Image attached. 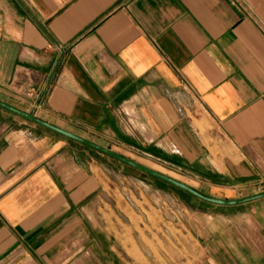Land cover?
Wrapping results in <instances>:
<instances>
[{"label": "crops", "instance_id": "obj_1", "mask_svg": "<svg viewBox=\"0 0 264 264\" xmlns=\"http://www.w3.org/2000/svg\"><path fill=\"white\" fill-rule=\"evenodd\" d=\"M0 100L208 196L264 192V0H0ZM112 159L0 107V264H148L112 233ZM208 204L191 264H264V198Z\"/></svg>", "mask_w": 264, "mask_h": 264}, {"label": "rangeland", "instance_id": "obj_2", "mask_svg": "<svg viewBox=\"0 0 264 264\" xmlns=\"http://www.w3.org/2000/svg\"><path fill=\"white\" fill-rule=\"evenodd\" d=\"M197 124L202 135L206 129H214L210 121ZM101 160L104 162V158ZM143 163L168 176L176 177L170 165L147 161ZM108 164L112 166V233L132 236L129 239L132 241L131 251L137 256L139 263L143 258V262L155 264L156 258H153V254L157 257L158 251L177 250L184 258L182 261L191 264L188 260L189 252L201 251L203 244H195L185 235L193 231L192 235L196 237L197 225H204V214L214 211L215 207L164 182L156 179L149 182L147 180H153L150 176L116 163L113 159ZM254 189H264V182L245 191ZM128 220L132 225L128 224ZM173 236L178 244L172 239ZM123 245L125 246V243Z\"/></svg>", "mask_w": 264, "mask_h": 264}, {"label": "water", "instance_id": "obj_3", "mask_svg": "<svg viewBox=\"0 0 264 264\" xmlns=\"http://www.w3.org/2000/svg\"><path fill=\"white\" fill-rule=\"evenodd\" d=\"M0 107L6 109L7 111L13 113V114H16L22 118H25L31 122H34L40 126H43L53 132H56L68 139H71V140H74L76 142H79L87 147H90L104 155H107L135 170H138L139 172L145 174V175H148L152 178H155L159 181H162L164 183H167L175 188H178L180 189L181 191L183 192H186L204 202H208V203H211V204H215V205H220V206H238V205H242V204H245V203H249V202H252V201H255L257 199H260V198H264V192H261V193H258V194H254V195H251V196H247V197H244V198H240V199H233V200H229V199H220V198H216V197H212V196H208L206 194H203L202 192L196 190L195 188L173 178V177H170L164 173H161L157 170H154L152 168H149L143 164H140L118 152H115L109 148H106V147H103L91 140H88L86 138H83L81 136H78L72 132H69L67 130H64L54 124H51L39 117H37L36 115L32 114V113H28V112H25L23 110H20L6 102H3L0 100Z\"/></svg>", "mask_w": 264, "mask_h": 264}, {"label": "built area", "instance_id": "obj_4", "mask_svg": "<svg viewBox=\"0 0 264 264\" xmlns=\"http://www.w3.org/2000/svg\"><path fill=\"white\" fill-rule=\"evenodd\" d=\"M30 93H33V90H30ZM129 201L131 202V200L129 199Z\"/></svg>", "mask_w": 264, "mask_h": 264}]
</instances>
